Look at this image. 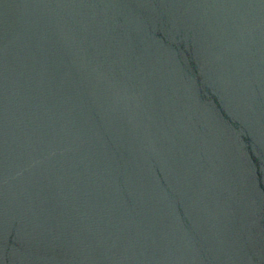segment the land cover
<instances>
[{
    "label": "water",
    "instance_id": "1",
    "mask_svg": "<svg viewBox=\"0 0 264 264\" xmlns=\"http://www.w3.org/2000/svg\"><path fill=\"white\" fill-rule=\"evenodd\" d=\"M0 264H264V0H0Z\"/></svg>",
    "mask_w": 264,
    "mask_h": 264
}]
</instances>
